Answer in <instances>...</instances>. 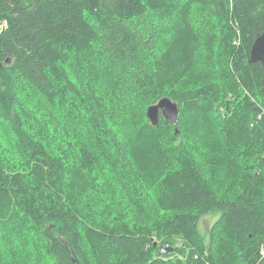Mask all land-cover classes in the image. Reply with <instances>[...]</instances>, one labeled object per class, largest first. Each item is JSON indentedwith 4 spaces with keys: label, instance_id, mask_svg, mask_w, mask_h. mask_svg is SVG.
<instances>
[{
    "label": "trees",
    "instance_id": "16d2710c",
    "mask_svg": "<svg viewBox=\"0 0 264 264\" xmlns=\"http://www.w3.org/2000/svg\"><path fill=\"white\" fill-rule=\"evenodd\" d=\"M0 20V264H264V0H0ZM162 97L176 124L148 121Z\"/></svg>",
    "mask_w": 264,
    "mask_h": 264
},
{
    "label": "water",
    "instance_id": "95a60500",
    "mask_svg": "<svg viewBox=\"0 0 264 264\" xmlns=\"http://www.w3.org/2000/svg\"><path fill=\"white\" fill-rule=\"evenodd\" d=\"M248 63L260 62L264 64V31L256 35L250 50ZM159 115L168 120L172 124L177 123L178 106L169 97H162L156 103L149 105L146 108V117L151 125L156 126L159 120Z\"/></svg>",
    "mask_w": 264,
    "mask_h": 264
},
{
    "label": "rangeland",
    "instance_id": "374dc122",
    "mask_svg": "<svg viewBox=\"0 0 264 264\" xmlns=\"http://www.w3.org/2000/svg\"><path fill=\"white\" fill-rule=\"evenodd\" d=\"M106 55H107V49H105L104 51H102V53H100L101 60H104L106 58ZM218 216H219V212H211L207 215L200 217V219L198 220V230H199L200 234L204 237L205 240H206V233H207L211 223Z\"/></svg>",
    "mask_w": 264,
    "mask_h": 264
},
{
    "label": "built area",
    "instance_id": "2783aa9c",
    "mask_svg": "<svg viewBox=\"0 0 264 264\" xmlns=\"http://www.w3.org/2000/svg\"><path fill=\"white\" fill-rule=\"evenodd\" d=\"M6 26V21L0 20V30Z\"/></svg>",
    "mask_w": 264,
    "mask_h": 264
},
{
    "label": "bare ground",
    "instance_id": "6f19581e",
    "mask_svg": "<svg viewBox=\"0 0 264 264\" xmlns=\"http://www.w3.org/2000/svg\"><path fill=\"white\" fill-rule=\"evenodd\" d=\"M174 251V250H173ZM168 253H170V252H168ZM163 255V254H162Z\"/></svg>",
    "mask_w": 264,
    "mask_h": 264
}]
</instances>
